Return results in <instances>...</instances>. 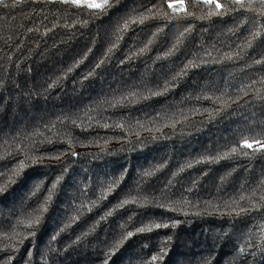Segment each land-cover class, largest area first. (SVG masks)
<instances>
[{
  "label": "trees",
  "instance_id": "trees-1",
  "mask_svg": "<svg viewBox=\"0 0 264 264\" xmlns=\"http://www.w3.org/2000/svg\"><path fill=\"white\" fill-rule=\"evenodd\" d=\"M218 2L0 3V264H264V17Z\"/></svg>",
  "mask_w": 264,
  "mask_h": 264
},
{
  "label": "snow or ice",
  "instance_id": "snow-or-ice-1",
  "mask_svg": "<svg viewBox=\"0 0 264 264\" xmlns=\"http://www.w3.org/2000/svg\"><path fill=\"white\" fill-rule=\"evenodd\" d=\"M61 2L66 3V4H72V5H76V6H85L89 9L92 10H101L104 9L105 7H107L109 5V0H61ZM180 5H183L184 0H178ZM207 3H214L215 7L218 10H222L224 5L222 3H219L218 0H206ZM232 3L234 4H239L241 6L248 4L249 7L247 9H245V11H253V12H258V14L261 17H264V0H231ZM0 3H3V0H0ZM259 3V5L261 6L259 9L253 8L251 7L253 4ZM167 7L169 9H172L173 12H181V11H185V8L183 7H177L175 3L172 2H168L167 3ZM142 22V21H141ZM262 33L260 31H256L255 33L252 34V38L253 40L255 39H259L261 37ZM249 46L251 47V44H249ZM141 52H143V49H141ZM231 58V57H229ZM101 63H103V61H101ZM256 64H262L264 65V58L258 59L255 61ZM100 65H97V67H99ZM254 145L256 146V150H264V142H261L259 140H253L252 142H249L248 140L243 141V146L249 149H252L254 147ZM233 151H235V149H233ZM78 153L73 152L72 156H77ZM59 157H57L58 159ZM25 165L23 162H21L19 168L13 173V175L18 176L20 175V172L24 169ZM6 174L3 172H0V180H3L5 178ZM8 182L15 184L16 181L14 179H12V177H8ZM60 182V178L58 177L56 182H54L51 185V189L49 190V195L46 197V203L48 201H51L52 199V191L55 190V188L57 187V184ZM7 188V184H5L4 186L0 187V192H4ZM39 190V188H37V191ZM125 204L128 203V201H124ZM42 211H47V208L45 206H41ZM40 211V210H38ZM240 211L243 212H247L248 209H240ZM108 215H111V213H109ZM73 219H78V217H75ZM40 223V216L37 215L35 216L34 219L30 220V222L27 224V228L31 229L33 228L34 225H37ZM69 224H66L65 227H69ZM156 228L161 227V225L157 224L155 225ZM164 227H167V225H164ZM150 230V229H149ZM61 231H63V229H61ZM138 231H144L143 228L138 229ZM31 235H35V232H31ZM133 235L132 232H128L127 235L123 238L124 240H127L128 238H130ZM53 239H55V236L53 237ZM23 242V241H21ZM123 241H120L119 243H122ZM118 247V245H117ZM241 251H243V249H241ZM163 259V255H161L160 257H152V260L155 261L157 259ZM10 264V262H9ZM105 264H108V261L105 260Z\"/></svg>",
  "mask_w": 264,
  "mask_h": 264
}]
</instances>
